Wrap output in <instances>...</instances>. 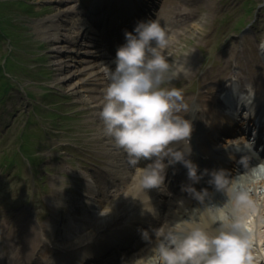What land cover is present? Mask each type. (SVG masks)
Here are the masks:
<instances>
[{"label": "rangeland", "instance_id": "374dc122", "mask_svg": "<svg viewBox=\"0 0 264 264\" xmlns=\"http://www.w3.org/2000/svg\"><path fill=\"white\" fill-rule=\"evenodd\" d=\"M91 1L75 0V4L86 11ZM163 2L164 11H169V14L179 10L183 12L184 9L194 19L167 30L168 59L174 61L180 70L179 77L170 86L183 89V101L191 98V102H195L202 94L208 95L211 86L217 84L213 78L227 81L234 78L237 81L239 75L241 80L254 78L255 81L258 75L254 70L260 61L258 55L256 58L252 55L251 47L256 37L264 38V28L258 29L263 26L264 7L252 10L249 6L261 4L264 0H243V4L241 0ZM240 4L243 5L242 10ZM55 9L56 4L52 0H0V231L3 232L13 228L23 216L32 219L30 209L32 217L40 220L42 205H28L27 210L21 197L18 199L16 196L23 195L25 199L34 194L35 203L41 200L48 203L52 193V190L49 191L50 180L53 183L57 181V173L65 164L77 169H82L84 165L89 172L102 175L111 167L110 161L114 160L109 155L112 150L108 137L99 132L100 119L94 115L97 109L95 102L100 99L105 83V72L91 65L97 62L92 57H88L91 60L86 62L87 65L85 60L79 62L83 59L81 47L76 46L73 51L53 57L50 39L35 33L33 23L47 18ZM243 15L249 26L245 38V26L240 28V34L231 29L233 22ZM221 19H228L227 24H222ZM254 21L256 25L250 26L249 22ZM233 27H236V22ZM228 29L230 31L226 33ZM228 33H232L231 36H226ZM235 33L238 35L233 36ZM81 66L85 71L77 70ZM230 66L233 73L226 76L224 71ZM95 69L100 72L93 74ZM71 72H75L73 78L69 74ZM258 72L259 78L264 77L263 71ZM89 74L92 77L80 78ZM244 83L248 81L244 80ZM47 88L52 89L53 95H48ZM220 88L221 85L217 86V89ZM46 104L53 109L47 110ZM34 106H38L37 109ZM53 112L56 114L51 115ZM66 135V139L74 142V147L57 145L58 139H65ZM64 147L69 153L61 152ZM35 168L49 171L50 180ZM112 169L115 171V168ZM133 184V178L126 180L119 193L105 196L110 199L108 203L114 204L117 199L125 198L128 194L126 187ZM69 185L70 182L66 187L69 188ZM23 206L25 210L17 215ZM95 208V211L107 210L106 206ZM107 217L104 216L105 219ZM83 228L80 233L88 229ZM144 249L133 250L131 258L124 259L120 264H135Z\"/></svg>", "mask_w": 264, "mask_h": 264}, {"label": "clouds", "instance_id": "9594fccd", "mask_svg": "<svg viewBox=\"0 0 264 264\" xmlns=\"http://www.w3.org/2000/svg\"><path fill=\"white\" fill-rule=\"evenodd\" d=\"M124 35V42L114 49L113 66H105V83L97 101L104 134L124 151L130 164L142 157H154L144 166H137L136 180L143 192L161 186L169 164L183 162L190 178L198 181L199 165L189 158L193 125L190 119L176 114L187 107L182 103L183 89L170 86L180 70L168 59L166 27L157 17L142 19L133 30L125 29ZM260 47L264 49V42ZM250 172L258 178L264 175V160ZM209 182L227 197L210 213L216 230L209 232L196 219L162 222L152 229L157 239L151 264H257L252 254L249 217L254 213L249 188L243 178L230 181L222 168L211 170ZM186 190L201 201L207 194L206 189L197 191L191 185ZM142 205L156 215L149 198ZM141 234L149 238L148 229H141Z\"/></svg>", "mask_w": 264, "mask_h": 264}, {"label": "bare ground", "instance_id": "6f19581e", "mask_svg": "<svg viewBox=\"0 0 264 264\" xmlns=\"http://www.w3.org/2000/svg\"><path fill=\"white\" fill-rule=\"evenodd\" d=\"M52 1L56 4L55 11H53V13H51L47 18L38 20L33 23L35 33L38 35H41L42 37L49 38L50 44L54 45L56 48L54 49L55 52H60L62 50L68 51L67 48L69 47V45H65L64 43L63 45L62 44L59 45V43H62V42H67L72 46H75L76 43L80 44L82 47H84L83 48L84 55H83V59H81L79 62H82V60H85V64H86V62L89 61L87 55H89L88 46L90 45V43H89V38L87 37L88 35H86L87 30L85 27V22L83 18L78 14V11H77V7H79V5H77L76 7L75 0H52ZM78 40H81L80 43H78ZM102 54L103 52L97 56L98 64L101 65L105 71V66L109 68L111 61L107 60V58H103ZM52 56L53 57L56 56V53L52 54ZM110 60L112 59L110 58ZM82 66H84V63ZM69 74L71 78H73L75 72H71ZM202 97L206 98L205 95H203ZM95 103L97 107L98 106L97 101ZM209 109L210 107H207L208 111ZM219 119H221L220 126L222 124H225V122L229 123L231 121L228 116L219 117ZM99 132H101V134L104 133L103 129H100ZM234 139L240 140L242 139V137H239V135H236L234 136ZM117 153H118V156H121V152H118L117 150ZM120 163L124 164L123 162H120ZM135 171L136 170H133L130 173L134 174ZM135 174L137 175V173ZM130 176L131 175H129V177ZM239 178H243L244 183H249V195L253 202V213H254L253 215L249 217V219L252 222L251 226L253 228V245H256L257 247L261 245L258 249L259 252L256 251L254 254V257L257 260V264H258L259 259L264 260V229L262 231V229L260 228L261 223H259L262 221V216L264 218V189L262 190L258 189L259 186H262V185L264 186V176H260L259 178L255 176L253 177V181H251L249 178L243 175L240 176L236 174L234 176V179H239ZM151 188L152 187H149L147 189H151ZM215 190H217V188H215L214 190H211V192ZM130 191H133V189L131 188ZM216 193L218 194H216L217 197L215 198L213 196H207V195L204 196L205 199L203 202H201L203 209L199 208L198 204H195L191 208L186 206V209H183V208L178 209L179 210L178 213L176 209L174 210L169 209L168 214L170 216H173V218L179 217V216H181V218L187 217L188 219H185V220H188V221H190L191 219H196L202 225L205 226L207 225L208 220L210 221L209 219L210 213L215 209V205H220L223 203V200L222 199L220 200L219 191H216ZM135 198L136 197L134 196V200H133L134 203L136 202ZM141 204H142V201H141ZM114 208L115 207L113 206L109 208V213L114 215L111 217L110 219L111 221H116L118 218L117 215H119L113 212ZM181 218H179V220H184ZM170 222H173V221H170ZM99 227L101 226H98V224L92 223L91 229L85 232V235L83 236L88 237L90 233H95L94 230ZM263 227H264V222H263ZM115 235H116V238L120 237V234L118 233H116ZM34 237H35V234H34ZM35 247H36V241L31 242L29 246V249L31 248V250L29 251L28 255L27 254L23 255L22 264H28V262L31 260L32 252L35 249ZM87 248L86 250L90 252L89 247ZM144 256L145 257L152 256L150 258V262L147 261L146 258L140 257L138 258L136 263L137 264H151V261L153 260L155 253L153 251H150L149 253H147V255H144Z\"/></svg>", "mask_w": 264, "mask_h": 264}]
</instances>
